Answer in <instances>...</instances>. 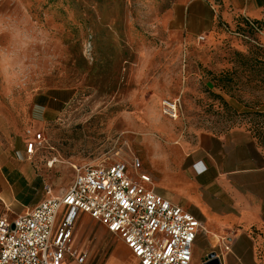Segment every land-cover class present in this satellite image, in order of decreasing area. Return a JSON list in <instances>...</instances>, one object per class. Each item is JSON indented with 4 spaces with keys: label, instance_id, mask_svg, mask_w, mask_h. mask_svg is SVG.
I'll return each mask as SVG.
<instances>
[{
    "label": "rangeland",
    "instance_id": "obj_1",
    "mask_svg": "<svg viewBox=\"0 0 264 264\" xmlns=\"http://www.w3.org/2000/svg\"><path fill=\"white\" fill-rule=\"evenodd\" d=\"M201 1L211 22L205 32L185 19ZM242 3L0 0V114L20 152L12 153L13 175L27 183L0 185V216L12 219L28 208L21 201L46 199L44 185L60 195L73 166L122 143L150 175V155L184 147L202 132L243 131L264 157V116L256 114L264 113V18L249 31L244 23L253 20L242 15ZM251 52L261 66L245 64L241 56ZM165 104L176 105L175 118ZM36 134L43 147L28 158L22 151ZM75 239L89 264H135L87 216L78 218Z\"/></svg>",
    "mask_w": 264,
    "mask_h": 264
},
{
    "label": "built area",
    "instance_id": "obj_2",
    "mask_svg": "<svg viewBox=\"0 0 264 264\" xmlns=\"http://www.w3.org/2000/svg\"><path fill=\"white\" fill-rule=\"evenodd\" d=\"M175 106L165 104L171 118ZM43 142L36 134L25 154L33 156ZM114 149L95 162L73 166V180L59 196L45 186L48 197L34 207L12 221L0 216V264H84L87 253L72 247L82 215L116 236L138 264L192 263L201 224L149 188L151 176L132 152L127 156L125 143ZM224 250H229L225 243Z\"/></svg>",
    "mask_w": 264,
    "mask_h": 264
},
{
    "label": "crops",
    "instance_id": "obj_3",
    "mask_svg": "<svg viewBox=\"0 0 264 264\" xmlns=\"http://www.w3.org/2000/svg\"><path fill=\"white\" fill-rule=\"evenodd\" d=\"M229 1L236 4V0ZM242 4V15L261 20L264 0H243ZM208 14V6L201 1L187 10L185 19L206 31L211 27ZM11 134V125L0 114V185H6L7 189L10 185L27 184L22 181L24 175H20L21 180L13 175L16 164L12 153L20 155V152ZM22 152L27 157L25 150ZM150 158L151 166L146 169L153 174L146 172L153 183L149 188L201 224L191 264H204L211 253H215L220 264H264V157L247 133L202 132L190 144L156 151ZM45 186L48 185L43 189ZM0 202L5 205L1 197ZM39 202L20 203L27 210ZM75 240L74 231L72 247L87 253ZM224 243L229 246L228 251L224 250ZM84 264H89L88 256Z\"/></svg>",
    "mask_w": 264,
    "mask_h": 264
},
{
    "label": "trees",
    "instance_id": "obj_4",
    "mask_svg": "<svg viewBox=\"0 0 264 264\" xmlns=\"http://www.w3.org/2000/svg\"><path fill=\"white\" fill-rule=\"evenodd\" d=\"M263 18H264V11H263V15H262L261 20ZM261 20H253V21L250 22L251 24H249V21H245L244 25L246 26V28L249 31H252V30L258 31L259 30V27H260V25H259L258 22H260ZM239 56H241V55H239ZM241 57L243 59H245V64H250L252 67H256L257 65H260L261 66V64H262L261 61H258L257 53L256 52H251V57H244V56H241ZM262 65L264 66V63ZM260 82H261V84L264 85V79H261ZM256 114L259 117L264 116V113L258 112ZM256 132H257V134H259L258 131H256Z\"/></svg>",
    "mask_w": 264,
    "mask_h": 264
},
{
    "label": "clouds",
    "instance_id": "obj_5",
    "mask_svg": "<svg viewBox=\"0 0 264 264\" xmlns=\"http://www.w3.org/2000/svg\"><path fill=\"white\" fill-rule=\"evenodd\" d=\"M3 31H4V29H0V34H2ZM18 35H19V34L14 33V34L12 35V39H13V40H16V39L18 38ZM26 46H27V44H26L23 40H21L20 43H19V48H24V47H26ZM14 55H15V53H13V56H14ZM21 65H22V62H21L20 64L15 65V69L18 71Z\"/></svg>",
    "mask_w": 264,
    "mask_h": 264
},
{
    "label": "water",
    "instance_id": "obj_6",
    "mask_svg": "<svg viewBox=\"0 0 264 264\" xmlns=\"http://www.w3.org/2000/svg\"><path fill=\"white\" fill-rule=\"evenodd\" d=\"M204 264H220V262L215 253H211Z\"/></svg>",
    "mask_w": 264,
    "mask_h": 264
}]
</instances>
